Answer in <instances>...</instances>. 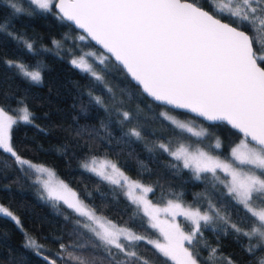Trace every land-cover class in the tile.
I'll use <instances>...</instances> for the list:
<instances>
[{"label": "snow or ice", "instance_id": "1", "mask_svg": "<svg viewBox=\"0 0 264 264\" xmlns=\"http://www.w3.org/2000/svg\"><path fill=\"white\" fill-rule=\"evenodd\" d=\"M9 2L15 13H25L23 7ZM205 2L212 8L211 12L205 10L199 0H30L36 9L45 12L57 9L60 19L83 30L84 35H80L79 40L96 41L105 50V55L85 53L79 59H72L75 67L97 81H103V76L85 57H95L94 62L98 61L100 65L114 60L155 101L189 110L208 121L223 122L242 136L239 144L230 149V159L225 160L199 147L190 150L184 144L173 150L169 144L160 143L158 148L179 162L174 167L190 169L198 180L202 173L210 174L204 179L212 182L213 187L216 183L223 185L230 202L242 206L245 211L241 222L249 223L247 230L222 215L211 201L207 211H201L199 206L185 207L173 200H168L163 208L152 205L143 195L152 192V187L131 180L115 163L97 166L96 158L85 162L83 167L102 180L125 187L132 203L143 206L151 227L159 230L163 243L130 228L117 226L98 216L95 209L78 198L70 201L57 193L48 181H44L49 198L64 201L79 217L85 218L83 223L80 220L77 223L92 233L110 264H150L136 250L138 242L143 240L153 244L163 257L175 264H235L230 257L218 254V249L206 241L203 247L208 248L210 254L207 258L200 257L201 222L204 228L212 226L213 230L216 222H221L225 225L221 231L230 229L248 237L246 251L249 254L254 255L258 249L264 251V0ZM7 26V22H0V31ZM24 43L29 51L33 50L32 43ZM57 47H60L59 43ZM15 66L31 81L41 80L39 70L27 71L23 64ZM94 99L103 105L101 97ZM19 111L20 121L33 122L27 106ZM121 114L123 120L130 119L129 112ZM164 115L178 128L196 137L206 134L168 117L166 113ZM16 123L17 120L0 108V149L11 154L18 165H26L51 177L53 173L49 169L32 164L15 151L11 129ZM126 135L142 138L136 128L130 129ZM221 147L222 143L216 137V143L210 148ZM218 172L224 174L223 178ZM61 187L66 186L61 182ZM136 189H140V195L135 194ZM160 213L171 219L161 220ZM0 214L11 217L19 225V219L3 205H0ZM177 216L190 221L188 232L176 223ZM185 241L193 250L185 247ZM25 247L42 255L43 245L35 239L28 238ZM84 247L61 243V251L54 255L62 264H95V258L82 251ZM118 256L122 258L117 260ZM44 259L48 264H56V259L49 261L47 256ZM256 264H264V257L258 258Z\"/></svg>", "mask_w": 264, "mask_h": 264}, {"label": "trees", "instance_id": "2", "mask_svg": "<svg viewBox=\"0 0 264 264\" xmlns=\"http://www.w3.org/2000/svg\"><path fill=\"white\" fill-rule=\"evenodd\" d=\"M6 1L0 0V22L8 23L7 28L0 31V108L15 114L18 106L25 105L32 113L31 124L15 119L17 123L11 129L12 145L21 157L50 167L76 197L97 214L148 239L160 238V234L151 227L139 207L125 195L121 186L102 180L85 169L83 162L96 156L108 158L130 177L152 187L151 200L174 199L199 206L201 211H207L211 201L232 223L248 229L249 223L241 222L245 211L230 202L223 185L216 183L213 187L212 182L204 179L210 174L202 173L198 180L190 169L174 167L179 162L158 148L160 143L177 142L188 135L162 115L163 107L179 117L190 116L203 124L206 134L195 136V140L220 157L228 156L240 133L223 122L207 123L152 101L113 60L97 65L96 72L104 78L97 81L69 60L71 53H77L80 48H98L90 40H79L82 32L60 19L54 9L45 12L36 9L30 0H11L25 9V13L18 14ZM199 3L212 11L205 0ZM25 41L33 44L32 51L27 49ZM54 41H60V47ZM9 61L14 63L10 65ZM19 64L28 71L39 70L41 80L34 82L24 76L15 66ZM97 96L101 97L103 105L95 102ZM123 111L129 112V120H123ZM132 128L141 132V139L126 135ZM216 137L222 147L211 149ZM0 203L20 221L18 225L11 217L0 214V264H48L45 256L49 261L56 259V264H62L54 255L61 251V243L84 245L82 251L93 256L95 264H110L92 233L77 223V220L83 223L85 218L79 217L64 201L49 198L36 179L34 169L18 165L15 158L2 149ZM179 222L186 232L190 230V221L181 216ZM201 224V258L210 254L209 249L203 247L205 241L235 264H256L258 258L264 257V251L259 249L254 255L246 251L248 237L230 229L221 231L225 227L223 223L216 222L215 230ZM28 238L43 245L42 255L25 247ZM185 247L193 250L188 242ZM136 250L150 264H175L147 240L138 242ZM121 258L118 256L117 260Z\"/></svg>", "mask_w": 264, "mask_h": 264}, {"label": "rangeland", "instance_id": "3", "mask_svg": "<svg viewBox=\"0 0 264 264\" xmlns=\"http://www.w3.org/2000/svg\"><path fill=\"white\" fill-rule=\"evenodd\" d=\"M6 1V0H5ZM7 3H9L10 4V2L9 1H6ZM222 2V0H217V3H221ZM84 35V34H83ZM55 42H57V43H59V45H61V42L60 41H55ZM57 43H55V44H57ZM70 48V47H69ZM71 50V49H70ZM85 53H95L97 56H101V55H105L106 53L104 52V51H102L100 48H93V47H90V48H84V49H81L80 48V51H78L77 53L76 52H72L71 53V56H70V58H69V60H70V62H71V60L72 59H79L80 58V56L82 55V54H85ZM87 60H88V62L89 63H91L92 65H93V68H94V70L96 71V67H97V65L99 64L98 63V61H96V62H94L95 61V57H92V56H86L85 57ZM105 64H106V61H105ZM28 71V70H27ZM31 71H34V70H31ZM23 106H25V105H21V106H18L17 107V110H16V113L15 114H13V113H10V112H6L9 116H11L14 120L15 119H19V116H20V109L23 107ZM167 114V116L168 117H171L172 119H174V120H176V121H179V122H182V123H185V124H187V125H189V126H191V127H193L194 128V130H196V131H204L205 132V126L203 125V124H201L200 122H195L196 120L195 119H193V118H191L190 116H186V117H179L177 114H175L174 112H172L171 110H168V109H166L165 107H163V109H162V115L165 117V115L164 114ZM166 118V117H165ZM167 119V118H166ZM169 121H171L172 122V120H170V119H168ZM175 125V124H174ZM187 132V131H186ZM188 133V135H186L185 137H183L181 140H179V141H177V142H164V143H166V144H169V146H170V148H172L173 150L175 149V147H178L180 144H184L185 146H189L190 147V150H195L197 147H199V148H202V149H204L205 151H208L211 155H215V154H213L212 152H210L204 145H202L201 143H197L198 141L197 140H195V136L192 134V133H189V132H187ZM242 139V136H240V138L237 140V141H235L232 145H231V147H230V149L232 148V147H235L237 144H239V142H240V140ZM215 142V141H214ZM216 143V142H215ZM230 149H229V153H228V156H226V157H220L222 160H225V159H230ZM92 158H96V161H97V166H99L100 164H104V163H106V162H112V163H115V162H113L112 160H110V159H108V158H104V157H99V156H96V157H92ZM91 158V159H92ZM91 159H88L87 161H85V162H90L91 161ZM85 162H83V164L85 163ZM32 164H34V165H37V166H43V167H45V168H47V169H49L52 173H53V175L51 176V177H49V175L47 174V173H37L35 170V174H36V179L39 181V184L42 186V188L44 189V191L45 192H47V190L44 188V186H43V182L44 181H48L49 183H50V186L53 188V189H55L56 190V192L57 193H59V194H61V195H64L66 198H68L70 201L72 200V199H74V198H77L76 197V195H75V197H73V191L64 183V182H62L56 175H55V173L53 172V170L50 168V167H48V166H45V165H43V164H40V163H36V162H32ZM116 164V163H115ZM117 167L125 174V176H127V177H129L131 180H133V181H137V182H139L138 180H136V179H134V178H132V177H130L124 170H122L118 165H117ZM223 173H220V172H218V175H222ZM61 182H62V184L64 185V186H66V187H61ZM141 185H144V186H148V185H146V184H143V183H141V182H139ZM122 184H123V181H122ZM122 190H123V192L125 193V195L131 200V198L126 194V191H127V189L125 188V187H122ZM48 193V192H47ZM135 194L136 195H140L141 194V192H140V189H136L135 190ZM144 195V197H145V199L147 200V201H149L152 205H155V206H158V207H160V208H163V207H165L166 205H167V201L168 200H173V201H176V202H180V203H182L185 207H188V206H190V205H188V204H185V203H183V202H181V201H178V200H174V199H167V200H164V201H161V202H156V201H153V200H151L150 199V197H149V193H145V194H143ZM81 201V200H80ZM132 201V200H131ZM0 205H3V204H1L0 203ZM4 206V205H3ZM137 206V205H136ZM4 207H6V206H4ZM7 208V207H6ZM139 209L144 213V215L146 216V219H147V221H148V223L151 225V221H150V218L145 214V212H144V209H143V206L141 205V206H139ZM10 211V210H9ZM98 216H101V215H99V214H97ZM101 217H103V216H101ZM181 216H177L176 218H175V221H176V223H178L179 225H180V222H179V218H180ZM104 218V217H103ZM160 219L161 220H164V219H171V217H166L165 215H164V213H160ZM108 221H111V220H109V219H107ZM112 223H114L113 221H111ZM114 224H116V223H114ZM117 226H120V225H118V224H116ZM120 227H124V226H120ZM180 227L182 228V226L180 225ZM183 229V228H182ZM158 232H159V230L158 229H156ZM184 230V229H183ZM185 231V230H184ZM186 232V231H185ZM160 234V233H159ZM151 240H153V241H155V240H159L161 243H163V237L160 235V238H157V239H151ZM187 241H185V243H186Z\"/></svg>", "mask_w": 264, "mask_h": 264}, {"label": "water", "instance_id": "4", "mask_svg": "<svg viewBox=\"0 0 264 264\" xmlns=\"http://www.w3.org/2000/svg\"><path fill=\"white\" fill-rule=\"evenodd\" d=\"M54 10L58 13V10L57 9H55L54 8ZM205 10H207L206 8H205ZM209 11V10H208ZM68 23H70L76 30H78V31H80V32H82L83 34H84V32H83V30L82 29H80V28H78L75 24H73V23H71V22H69V21H67ZM90 40V39H89ZM94 45H96L98 48H100L102 51H104L105 52V50L102 48V46L101 45H99L96 41H92V40H90ZM106 53V52H105ZM114 61V60H113ZM115 63H117L118 65H119V63L118 62H116V61H114ZM120 66V65H119ZM122 69H123V67L122 66H120ZM124 71H125V73L127 74V72H126V70L125 69H123ZM128 75V74H127ZM128 77H129V79L134 83V84H136V85H138V87L141 89V91H142V86H140L136 81H134L129 75H128ZM143 92V91H142ZM144 93V92H143ZM149 99H151L152 101H154V102H156V103H158V104H161V105H164V106H167V107H169V108H172V109H175V110H180V111H183V112H186V113H188V114H191V115H193V116H196V117H198V118H200V119H202L204 122H207V123H216V122H213V121H208V120H206L204 117H201V116H198L196 113H193V112H190L189 110H186V109H178V108H175L174 106H172V105H166V104H163L162 102H159V101H155L153 98H151L150 96H148L146 93H144ZM230 127V126H229ZM235 130V129H234ZM236 131V130H235ZM238 132V131H237ZM239 133V132H238ZM252 143H254V142H252Z\"/></svg>", "mask_w": 264, "mask_h": 264}]
</instances>
